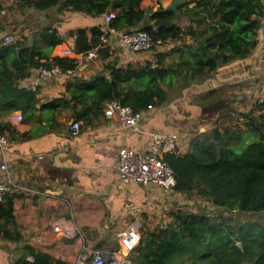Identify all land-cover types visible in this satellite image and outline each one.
Here are the masks:
<instances>
[{"label": "trees", "instance_id": "trees-1", "mask_svg": "<svg viewBox=\"0 0 264 264\" xmlns=\"http://www.w3.org/2000/svg\"><path fill=\"white\" fill-rule=\"evenodd\" d=\"M192 2L195 5L189 7ZM58 3L93 17L113 12L115 17L108 26L116 30L141 28L164 43L187 35L193 42L187 46L192 60L182 59L178 66H164L158 59L155 63L121 67L112 60L90 82L75 79L67 85L68 97L46 105L51 109L72 102L75 120L101 114L103 102L109 100H117L138 114L163 105L176 91L203 82L219 67L253 54L264 19V0H189L175 12L161 6L156 10L142 8L141 0H34L29 4L47 10ZM179 13L189 21L185 28L178 22ZM104 32L101 24L91 27L89 36L85 29H77L72 32L70 47L76 54L97 49V57L106 60L111 56V47L100 46ZM62 42L58 31L50 28L33 34L31 45L26 36L11 44L0 38V136L14 133L11 123L5 120L13 112L20 111L24 123L43 119L38 115L36 91L20 85L32 69L56 65L62 71L77 70L75 57L50 55ZM219 97L205 101V105L221 110ZM259 108L264 112V105ZM254 120L245 123L246 131L239 139L235 138L237 133L214 129L209 135H197L186 154L164 155L176 180L173 192L186 196L196 193L224 212H264V114L258 117V125L252 124ZM253 137L256 140L249 142ZM16 197L9 193L0 202V237L10 241L20 240L15 231ZM170 216L171 221L164 227L141 231L140 242L128 257L132 264H264L261 225L240 224L234 229L222 213L213 216L204 211L178 209ZM102 245L99 242L96 247ZM118 247L116 244L112 252ZM22 250L24 254L14 264H70L29 245ZM27 254L32 261L26 259Z\"/></svg>", "mask_w": 264, "mask_h": 264}, {"label": "crops", "instance_id": "crops-1", "mask_svg": "<svg viewBox=\"0 0 264 264\" xmlns=\"http://www.w3.org/2000/svg\"><path fill=\"white\" fill-rule=\"evenodd\" d=\"M13 1L0 0V8L6 9V14L0 16V38L9 36L8 44L23 40V36L32 39L33 33L48 28L56 29L63 42L50 55L58 56L59 49L71 48L72 32L77 29H85L89 36L93 26L101 24L105 30L109 28L105 14L89 16L62 3L47 10H37L29 4L34 0ZM173 1L141 0V7L152 10L160 6L167 8ZM182 1L183 4L189 0ZM17 3L22 4V8L17 10ZM194 5L192 2L189 7ZM178 22L183 28L189 25L188 19L181 13ZM257 39L258 45L248 60L245 58L223 65L203 82L196 81L181 92L176 91L163 105L141 113V119L134 127H125L117 115L110 117L104 112L75 120L72 102L69 106L58 105L51 109L46 105L55 99L68 97L67 85L75 79L90 82L103 71L108 61L117 60V65L121 67L141 65L147 61L155 63L158 59L164 66H178L182 59L191 61L187 46L193 42L189 36L184 35L181 40L169 41L142 53H132L111 36L108 43L111 56L108 59L78 57L77 70L73 74L40 81L36 95L39 100L38 115L43 119L11 123L9 118L12 113L5 118L11 123L14 133L5 132L7 144L3 151L0 150V164L5 161L14 181L30 190L14 193L17 196L13 203L15 231L20 234V240L10 241L0 237V264H14L24 254V245L70 264H92L87 259V254L91 253L89 244L93 243L96 250L99 249L96 245L103 243L99 250L108 260L114 250L111 247L106 249L111 246L108 243L119 245V233L131 225H140V231L147 230L146 227L162 226L159 214L170 209L173 202L179 200L180 195L185 197V194L154 185L122 183L118 171L119 151H143L150 143L151 133L158 132L171 135L177 141L178 153L186 154L197 135H209L217 128L215 121L221 122L223 113L220 109L214 110L213 114L208 113L209 106L205 105V101L212 100L214 95L209 92L215 91L217 97L226 94L229 101L233 99L232 94L239 93L236 97L240 99L246 92H260L261 87L257 84L248 87L243 84L253 77L258 62L263 68L264 19ZM38 73L37 69H32L20 85L29 88L36 83ZM223 90L227 92H220ZM43 106L45 108L41 110ZM74 122L80 123L77 135L71 131ZM61 219L73 221L82 237L65 238L55 234L52 225ZM26 259L32 261L29 254Z\"/></svg>", "mask_w": 264, "mask_h": 264}, {"label": "built area", "instance_id": "built-area-1", "mask_svg": "<svg viewBox=\"0 0 264 264\" xmlns=\"http://www.w3.org/2000/svg\"><path fill=\"white\" fill-rule=\"evenodd\" d=\"M6 14V9L0 8V16ZM115 17L113 12L105 14V22L109 24ZM114 36L118 41L127 47L132 53H142L152 50L154 47L162 46L164 42L160 39H153L152 36L145 30L138 28L132 30H116L107 28L101 36V45L106 46L109 43L110 37ZM76 38V35L73 36ZM5 43L10 42V37H4ZM57 55L60 57H84L92 60L97 58V49H92L85 54H76L71 48L65 47L58 50ZM261 61L263 64V81L260 92L255 104L264 105V49L261 52ZM38 77L35 84H31L30 90L36 91L37 84L45 79L59 76L71 75L75 71H62L58 66L50 68L39 67ZM102 109L105 115H117L125 127H134L141 119V114L134 113L128 106L121 105L117 100H109L103 102ZM10 122L22 121V115L19 112H13L9 118ZM73 135H77L80 131V123L74 122L71 126ZM7 139L5 136H0V150L3 151ZM177 141L167 134L153 132L150 135V143L143 151L122 149L118 156V171L119 179L122 183H136L142 186L154 185L166 191H172L175 187L176 180L174 172L170 165L164 160V155L168 153H178ZM28 190L23 188L19 183L15 182L11 177L8 165L5 161L0 164V202H2L7 194ZM30 190V189H29ZM28 190V191H29ZM52 230L55 234L65 238L81 236L82 233L77 228L73 221L57 220L52 225ZM141 239L140 225L133 224L125 231L119 233V249L110 253V258L107 260L104 253L99 250H93L91 262L92 264H128L129 254L135 250Z\"/></svg>", "mask_w": 264, "mask_h": 264}, {"label": "rangeland", "instance_id": "rangeland-1", "mask_svg": "<svg viewBox=\"0 0 264 264\" xmlns=\"http://www.w3.org/2000/svg\"><path fill=\"white\" fill-rule=\"evenodd\" d=\"M16 0L13 1V3ZM19 1V0H18ZM22 1V0H21ZM17 2V1H16ZM16 9L22 8V4L17 3ZM21 33V32H20ZM35 34V33H33ZM25 36H23L24 38ZM251 56V55H250ZM249 57L246 58L248 60ZM256 68L254 69L253 72V77L246 82H244V86H254V84H257V86L260 88L263 80V73L262 69L260 66V63L258 62L257 65L255 66ZM223 93H226L227 90L220 91ZM237 94H232L233 99L229 101L228 95L222 94L221 96L223 97L222 99V106H221V122L215 121V124L218 129L221 130V132L225 133L227 132L228 134H233L237 133L236 139H239L243 133L246 131V126L245 123L250 120V118H254L255 120L252 122L254 125H258V117L261 114H264L259 107L260 105L255 104L256 99L258 97L259 91L252 93L251 91L249 93H244L243 96L240 99H237ZM216 96V94L213 95V97ZM215 107L209 108L208 113H212L215 110ZM216 128V129H217ZM256 140V137H253L250 141ZM179 201H183V203H180ZM178 209H182L183 211L186 212H201L204 211L207 214L213 215V216H220L222 213V218L227 221V224L233 226L234 229H238L240 224L246 225V227H249L250 225L253 224H258L261 225V227H264V212L262 213H243V212H224L222 208L220 209H214L211 206V203L203 198H201L199 195L196 193H192L190 195H185V197H182L180 195L179 200H176L173 202V206L170 209L164 210L159 214L160 217V222L161 225L164 227L166 224H168L171 221V216L170 213L173 211H176ZM163 214L165 216H163ZM169 218V219H167ZM167 220L164 224H162L163 221ZM155 223V222H154ZM160 227L154 226V227H146L147 230H152L154 228ZM257 231V229H256ZM89 243H87L88 245ZM111 246H108L106 249L111 248H116V243H108ZM115 244V245H114ZM93 243L89 244L90 246V254H87V259L91 260L92 258V252L95 249L93 246ZM86 254V252H85ZM246 264H250L249 262H246Z\"/></svg>", "mask_w": 264, "mask_h": 264}, {"label": "water", "instance_id": "water-1", "mask_svg": "<svg viewBox=\"0 0 264 264\" xmlns=\"http://www.w3.org/2000/svg\"><path fill=\"white\" fill-rule=\"evenodd\" d=\"M182 0H175V1H173L168 7H167V9L168 10H170V11H173V12H175L176 10H177V7L179 6V5H181L182 4ZM31 41H32V39L31 38H29L28 39V45H31ZM151 186V185H150ZM238 246L240 247V248H242V244L241 243H238ZM128 264H132L131 263V261H126Z\"/></svg>", "mask_w": 264, "mask_h": 264}]
</instances>
